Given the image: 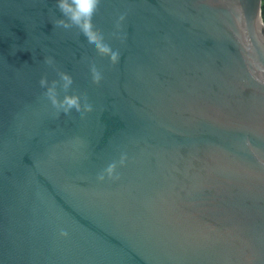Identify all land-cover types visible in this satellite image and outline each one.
Here are the masks:
<instances>
[{
	"label": "water",
	"instance_id": "obj_1",
	"mask_svg": "<svg viewBox=\"0 0 264 264\" xmlns=\"http://www.w3.org/2000/svg\"><path fill=\"white\" fill-rule=\"evenodd\" d=\"M85 2L0 0V264H264L261 0Z\"/></svg>",
	"mask_w": 264,
	"mask_h": 264
},
{
	"label": "clouds",
	"instance_id": "obj_2",
	"mask_svg": "<svg viewBox=\"0 0 264 264\" xmlns=\"http://www.w3.org/2000/svg\"><path fill=\"white\" fill-rule=\"evenodd\" d=\"M75 3V9H72L68 3V0H60V7L66 13H73L72 23L76 26L80 25L82 17H88L91 15L92 5L86 3L85 0H73Z\"/></svg>",
	"mask_w": 264,
	"mask_h": 264
},
{
	"label": "trees",
	"instance_id": "obj_3",
	"mask_svg": "<svg viewBox=\"0 0 264 264\" xmlns=\"http://www.w3.org/2000/svg\"><path fill=\"white\" fill-rule=\"evenodd\" d=\"M261 16H262V20L264 22V0H261Z\"/></svg>",
	"mask_w": 264,
	"mask_h": 264
}]
</instances>
